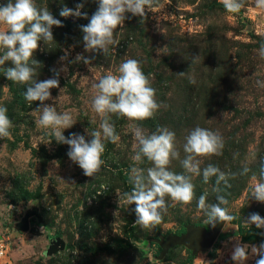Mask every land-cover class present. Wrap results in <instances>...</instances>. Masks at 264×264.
Listing matches in <instances>:
<instances>
[{
    "label": "rangeland",
    "instance_id": "rangeland-1",
    "mask_svg": "<svg viewBox=\"0 0 264 264\" xmlns=\"http://www.w3.org/2000/svg\"><path fill=\"white\" fill-rule=\"evenodd\" d=\"M7 2L0 0V5ZM82 2L88 19L60 16L64 6L74 9ZM35 3L48 8L63 25L53 27L54 40L49 44L39 42L34 59L40 64L34 79L54 78L53 70L60 73L59 88L51 89V99L44 103L59 113L68 112L76 122L64 130L66 138L76 133L91 140L89 133L101 122L91 109L93 84L107 74H118L119 65L131 58L140 62L161 105L152 118L136 123L146 135L161 127L175 133L180 155L171 161L169 171L184 172L183 144L196 126L218 133L224 148L222 155L200 158L201 175L192 177L195 196L190 205L169 206L155 228L133 226L135 204L128 205L119 196L131 191V167L146 174L152 164L132 160L136 141L131 122L111 116L120 139L115 144L104 142L105 163L95 177H87L68 157L69 146L36 125L39 113L34 110L40 102L29 104L24 98L28 85L5 78V69L14 67L6 61L0 66V106L7 108L12 127L11 135L0 139V242L5 248L0 264H234L230 257L235 240L264 243V229L246 223L252 213L264 218V203L251 198V186L260 180L264 163V87L260 86L264 59L258 52L264 43V8H257L255 0H244V7L233 14L220 0H156L142 23L126 13L129 18L115 30L104 55L85 52L83 44L81 26L97 10L95 0ZM78 54L90 58L91 64L72 62ZM208 164L235 173L229 179L231 186L217 185L215 177L204 183L202 170ZM245 167L249 171L241 174ZM205 193L208 204L224 196L228 203L222 207L236 217V224H223L215 242L195 255L182 245L162 255L160 245L168 236L179 235L187 226L207 227L197 208ZM231 233L235 236L227 238ZM240 234L250 242H243ZM256 259L245 264H255Z\"/></svg>",
    "mask_w": 264,
    "mask_h": 264
},
{
    "label": "clouds",
    "instance_id": "clouds-1",
    "mask_svg": "<svg viewBox=\"0 0 264 264\" xmlns=\"http://www.w3.org/2000/svg\"><path fill=\"white\" fill-rule=\"evenodd\" d=\"M95 3L98 5L97 10L90 17L89 23L81 26L84 50L106 55L108 46L113 44L115 30L129 18L126 13L139 17L142 23L146 18V10L151 11L156 0H95ZM220 3L226 12L233 14L244 7V0H220ZM255 6L264 8V0H255ZM84 7L83 2L77 3L74 9L64 6L60 16L88 19L87 13L82 12ZM0 25L4 26L0 30V66L6 61H11L14 65L5 69V78L17 84L28 85L24 93L25 100L29 104L39 101L41 105L34 110L39 113L36 125L46 130L57 143L69 146L68 157L83 170L85 176L95 177L104 165V142L115 144L120 139L110 122L111 116L131 122L129 127L136 141L132 160L140 164L146 159L152 164V167L147 168L146 174L142 168L131 167L128 173L131 191L119 196L128 205L135 204L136 221L133 226L139 225L141 229L155 228L169 206L179 205L183 208L192 203L195 196L192 177L201 175L200 158L222 155L224 141L218 133L199 126L190 130L183 144L185 155L180 161L184 172L176 174L169 171L171 161L178 159L180 155L175 147V133L161 127L146 135L136 123L152 118L161 105L156 100V90L151 86L140 62L129 58L119 65L118 74H107L93 84L95 94L91 100V109L101 122L98 130L89 133L91 140L86 141L83 135L76 133L66 138L64 130L71 128L76 122L68 112L59 113L54 106L44 103L51 99L50 90L59 88L60 73L53 70L54 78L43 81L34 79L36 66L40 64L34 59L39 42L43 41L46 45L53 41L52 29L54 26L62 27V22L48 8H38L35 0H8L6 5H0ZM258 52L260 58L264 59V43H261ZM65 59L66 56L61 57V60ZM72 62L90 65L91 59L78 54ZM257 83L260 84L259 81ZM260 86L264 87V84ZM11 127L7 108L0 106V139L11 135ZM248 171L245 167L241 174ZM235 175L212 164L202 170L204 183L215 177L217 185L223 182L227 187L231 186L229 179L235 178ZM206 197V193L199 197L197 208L205 216L207 226L215 228L217 223L225 225L236 219L226 207H222L228 203L224 196H217L214 204L206 203ZM251 198L264 203V163L261 165L260 180L251 186ZM246 223L249 226L255 225L257 229H264V218L257 213L250 214ZM252 257H257L255 264H264V243L257 246L235 240L230 257L234 264H245Z\"/></svg>",
    "mask_w": 264,
    "mask_h": 264
},
{
    "label": "water",
    "instance_id": "water-1",
    "mask_svg": "<svg viewBox=\"0 0 264 264\" xmlns=\"http://www.w3.org/2000/svg\"><path fill=\"white\" fill-rule=\"evenodd\" d=\"M23 226H27V221L23 222ZM223 223H217L215 228L211 226H187L185 232L179 235H171L166 238V240L160 245L162 249V255L166 253L167 250L175 246H187L191 252V255H195L198 250L208 249L217 239ZM59 249H63V244L58 242ZM51 249L57 251L58 249L52 247Z\"/></svg>",
    "mask_w": 264,
    "mask_h": 264
},
{
    "label": "trees",
    "instance_id": "trees-1",
    "mask_svg": "<svg viewBox=\"0 0 264 264\" xmlns=\"http://www.w3.org/2000/svg\"><path fill=\"white\" fill-rule=\"evenodd\" d=\"M231 223H232V224H236V221L233 220V221H231ZM184 232H185V228H182L178 234H181V233H184ZM231 236H235V234H232V233H231V234L227 235V238H229V237H231ZM239 236H240V238H241V240H242L243 242H250L249 240H245V239H244V236H243L242 234H240ZM249 239H251V238H249ZM189 254L191 255V252H190V251H189ZM191 259H192V257L190 256V257H189V260L191 261Z\"/></svg>",
    "mask_w": 264,
    "mask_h": 264
},
{
    "label": "built area",
    "instance_id": "built-area-1",
    "mask_svg": "<svg viewBox=\"0 0 264 264\" xmlns=\"http://www.w3.org/2000/svg\"><path fill=\"white\" fill-rule=\"evenodd\" d=\"M4 251H5L4 245L2 244V242H0V257L4 255Z\"/></svg>",
    "mask_w": 264,
    "mask_h": 264
}]
</instances>
